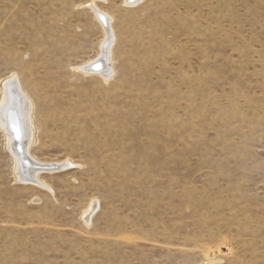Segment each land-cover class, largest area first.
I'll list each match as a JSON object with an SVG mask.
<instances>
[{
  "label": "rangeland",
  "instance_id": "obj_1",
  "mask_svg": "<svg viewBox=\"0 0 264 264\" xmlns=\"http://www.w3.org/2000/svg\"><path fill=\"white\" fill-rule=\"evenodd\" d=\"M91 2L0 0V104L17 78L73 164L19 183L0 122V264H264V0L98 2L107 82Z\"/></svg>",
  "mask_w": 264,
  "mask_h": 264
},
{
  "label": "bare ground",
  "instance_id": "obj_2",
  "mask_svg": "<svg viewBox=\"0 0 264 264\" xmlns=\"http://www.w3.org/2000/svg\"><path fill=\"white\" fill-rule=\"evenodd\" d=\"M105 0H92L88 5L94 13L99 24L103 27L105 41L101 45L100 57L78 67L77 70L85 75H98L107 82L113 76L111 46L114 40L112 18L101 11L98 2ZM141 0H125L126 3L136 4ZM2 104H0V122L7 133L8 148L14 157L16 164L17 181L22 184H30L41 189L54 191L42 179L44 173H59L73 167L69 161L61 163H43L32 155V146L36 141V129L33 120V101L23 91V87L17 78L8 80L4 85ZM148 131V130H147ZM98 202H94L85 213V222L91 225L92 219L98 210ZM217 264V263H213Z\"/></svg>",
  "mask_w": 264,
  "mask_h": 264
}]
</instances>
